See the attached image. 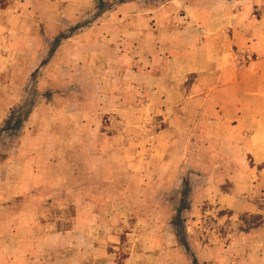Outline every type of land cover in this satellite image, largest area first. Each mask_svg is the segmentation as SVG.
<instances>
[{
    "label": "rangeland",
    "instance_id": "1",
    "mask_svg": "<svg viewBox=\"0 0 264 264\" xmlns=\"http://www.w3.org/2000/svg\"><path fill=\"white\" fill-rule=\"evenodd\" d=\"M243 1L0 0V128L32 108L0 143L30 243L0 264H264L243 235L264 226V0Z\"/></svg>",
    "mask_w": 264,
    "mask_h": 264
},
{
    "label": "crops",
    "instance_id": "2",
    "mask_svg": "<svg viewBox=\"0 0 264 264\" xmlns=\"http://www.w3.org/2000/svg\"><path fill=\"white\" fill-rule=\"evenodd\" d=\"M251 2H252L251 0H244L242 3L243 5L246 6V5H249ZM214 33L215 32H213L212 38H215ZM205 60H207L208 64H211L208 58H206ZM214 61L215 59H213L212 66H214V64L217 63ZM245 75H246V72L238 74V72L233 70V71H230V73L227 76H224L223 74H221L219 80L221 81V79L227 77L229 79L228 81H229L230 87L239 89L243 85L244 79L242 77ZM13 99L14 98H9L8 100H6V103L16 104V101H14ZM245 116L246 114L243 113L241 117V122L239 124V127H240L239 132L241 135L245 134V136H247L248 134L247 131H244L243 128H241L243 124L242 119H246ZM235 133H237V130H235ZM24 138H27V137L24 136ZM29 216H30L29 211L13 210V208L8 206V204L0 205V250L4 253V254L0 253L2 257L4 256L6 258L7 256H9L8 254H11L12 249H22V248H27L29 246V243H30L29 228L31 227L30 221L28 219L23 220V217L27 218ZM23 229H25L24 232H23ZM33 231L34 229L32 230V232ZM243 235L248 237V239L250 240L255 239L257 241L256 242L257 245H261V247H264V226H261L260 228L254 229L251 232L243 234ZM41 236H42L41 240H43L44 235L41 234ZM237 244L238 242L231 241L228 248L231 249L233 246H236ZM214 251H215V248L212 249V252Z\"/></svg>",
    "mask_w": 264,
    "mask_h": 264
},
{
    "label": "trees",
    "instance_id": "3",
    "mask_svg": "<svg viewBox=\"0 0 264 264\" xmlns=\"http://www.w3.org/2000/svg\"><path fill=\"white\" fill-rule=\"evenodd\" d=\"M97 3V15H101L108 10H111L114 6L118 4H122V0H111L109 3H106L104 0H96ZM60 40L57 39L54 42V46L51 50L53 53L58 45ZM32 113V108H27L23 105L16 109H13L8 116V118L2 123V127L0 128V143H3L4 150L8 152L9 147L15 146L17 140L21 136V131L23 126L28 121L29 116ZM5 151V152H6ZM192 194L191 186L189 182L184 184V190L180 194V207L176 211V216L174 219V227L178 231L180 237V243L189 250L188 244L186 242V228L184 225V220L182 218V214L185 210H187L186 204L189 201L190 195Z\"/></svg>",
    "mask_w": 264,
    "mask_h": 264
}]
</instances>
